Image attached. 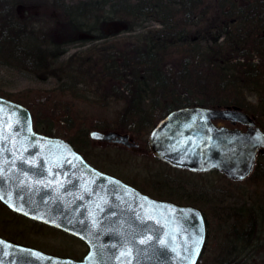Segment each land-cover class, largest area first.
<instances>
[{
  "label": "trees",
  "instance_id": "obj_1",
  "mask_svg": "<svg viewBox=\"0 0 264 264\" xmlns=\"http://www.w3.org/2000/svg\"><path fill=\"white\" fill-rule=\"evenodd\" d=\"M37 1L0 0V65L54 80L53 89L66 100L96 102L111 111L114 132L139 138L170 111L193 106L237 108L264 131V0H242L241 7L238 0H215L213 7L204 0H101L76 7ZM93 15L100 26L83 29ZM107 20L119 21L128 39L109 42ZM147 20L159 27L139 31ZM82 40L90 44L63 58ZM250 93L257 94L256 103L246 99ZM12 101L29 109L35 131L52 136L38 104ZM67 105L45 107L66 114ZM65 140L85 157L78 144ZM80 141L88 143L86 136ZM183 201L174 204L202 212Z\"/></svg>",
  "mask_w": 264,
  "mask_h": 264
},
{
  "label": "water",
  "instance_id": "obj_2",
  "mask_svg": "<svg viewBox=\"0 0 264 264\" xmlns=\"http://www.w3.org/2000/svg\"><path fill=\"white\" fill-rule=\"evenodd\" d=\"M217 120L245 128L218 127ZM32 126L27 107L0 97V202L76 237L87 251L78 261L0 237V264H197L206 235L199 209L151 198L92 167L63 138ZM88 135L136 147L116 131ZM148 143L172 167L216 170L240 181L263 152L264 132L237 108L193 106L167 113L150 130Z\"/></svg>",
  "mask_w": 264,
  "mask_h": 264
},
{
  "label": "rangeland",
  "instance_id": "obj_3",
  "mask_svg": "<svg viewBox=\"0 0 264 264\" xmlns=\"http://www.w3.org/2000/svg\"><path fill=\"white\" fill-rule=\"evenodd\" d=\"M54 1L48 0L47 3ZM87 1L101 0H61V3L76 7L78 4L83 6ZM111 1L115 0H107L109 3ZM204 1L210 7L214 6L215 0ZM29 2L31 1L13 3L27 5ZM38 9L39 7L35 11ZM81 20L83 19L79 18L78 21ZM106 22L103 30L108 33L109 42L118 40L122 42L128 39L129 33L122 31L123 26L119 21ZM86 25L82 28L93 29L99 27L100 22H96L93 15V20L90 19ZM143 26L144 28L138 30L159 27L150 20L144 21ZM134 38L132 36L129 39L133 41ZM89 44L82 40L70 45L66 48L63 58L82 50ZM56 84L52 79L38 81L33 75L11 65H0V92L10 99L31 101L41 108L52 101L55 103L59 101L62 104L65 100L68 103L71 110L66 114H60L56 109L51 110L50 113L48 108L45 107L44 111L40 108L41 119L45 120L44 123H49L48 130L52 135L70 139L78 144L86 159L98 170L119 180L129 181L124 183L134 186L149 197L168 199L172 203L185 202L183 200L193 201L200 207L207 218V241L197 264H264L263 167H257L244 181H231L216 173H193L185 169L173 168L157 159L149 147V132L143 133L144 135L139 138L130 134V137L138 143V148L91 140L88 133L93 129L98 131L114 129L116 125L111 111L99 108L96 102L66 100L57 89H53ZM90 96L92 98L91 94ZM246 97L249 102L256 103V93H250ZM215 124L229 125L220 121H216ZM93 125L95 128L91 127ZM80 136H86L88 143L83 145ZM251 214L255 220L247 221ZM0 237L47 254L75 260L82 258L87 251L86 245L76 237L11 212L1 203Z\"/></svg>",
  "mask_w": 264,
  "mask_h": 264
},
{
  "label": "flooded vegetation",
  "instance_id": "obj_4",
  "mask_svg": "<svg viewBox=\"0 0 264 264\" xmlns=\"http://www.w3.org/2000/svg\"><path fill=\"white\" fill-rule=\"evenodd\" d=\"M242 2V0H238V7H241L243 4L241 3ZM240 9H238V11H239ZM220 122H226V123H228L229 125L227 126V127H238V128H241V129H244V127H243V125H241V124H235V125H233V124H231L229 121H220ZM220 126H223V125H220ZM129 135V137H130V134H128ZM131 138V137H130ZM132 139V138H131ZM133 140V139H132ZM134 141V140H133ZM134 142H136V141H134ZM116 144V143H115ZM135 148H138V143L136 142V147ZM256 159H255V164H254V166H253V169H252V171H251V174L255 171V169H256V167H263L264 168V149H263V152H261V153H258L257 154V156L255 157ZM263 158V161L262 162H258L259 160H261ZM92 165V164H91ZM93 166H95V165H93ZM202 173H216V174H219V175H222V173H220V172H218V171H216V170H211V171H206V172H202ZM250 174V175H251ZM249 175V176H250ZM223 176V175H222ZM248 176V177H249ZM248 177H246L245 179H247ZM245 179H243V180H240V181H244ZM122 182H129V181H124L123 179H120ZM132 186V185H131ZM132 187H134V186H132ZM135 188V187H134ZM136 189V188H135ZM138 190V189H137ZM140 191V190H139ZM141 192V191H140ZM141 193H143V192H141ZM208 199V198H207ZM207 201V200H206ZM202 215H203V219H204V222L203 223H205V232H206V235H205V242H204V246H203V249L205 248V243H206V241H207V229H206V227H207V218H206V215L202 212Z\"/></svg>",
  "mask_w": 264,
  "mask_h": 264
},
{
  "label": "snow or ice",
  "instance_id": "obj_5",
  "mask_svg": "<svg viewBox=\"0 0 264 264\" xmlns=\"http://www.w3.org/2000/svg\"><path fill=\"white\" fill-rule=\"evenodd\" d=\"M201 240H202V237H201ZM198 246H199V245L197 244V245H196V248H197V249H198Z\"/></svg>",
  "mask_w": 264,
  "mask_h": 264
}]
</instances>
